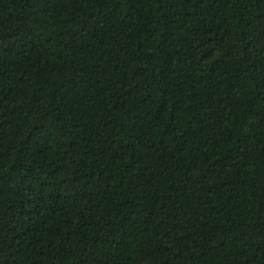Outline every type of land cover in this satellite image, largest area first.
I'll return each instance as SVG.
<instances>
[{
    "label": "trees",
    "instance_id": "trees-1",
    "mask_svg": "<svg viewBox=\"0 0 264 264\" xmlns=\"http://www.w3.org/2000/svg\"><path fill=\"white\" fill-rule=\"evenodd\" d=\"M0 264H264V0H0Z\"/></svg>",
    "mask_w": 264,
    "mask_h": 264
}]
</instances>
